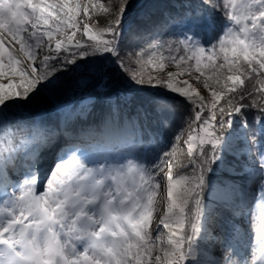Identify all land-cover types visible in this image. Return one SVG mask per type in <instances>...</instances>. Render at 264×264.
Instances as JSON below:
<instances>
[{"label": "snow or ice", "instance_id": "snow-or-ice-1", "mask_svg": "<svg viewBox=\"0 0 264 264\" xmlns=\"http://www.w3.org/2000/svg\"><path fill=\"white\" fill-rule=\"evenodd\" d=\"M0 264H264V0H0Z\"/></svg>", "mask_w": 264, "mask_h": 264}, {"label": "rangeland", "instance_id": "rangeland-1", "mask_svg": "<svg viewBox=\"0 0 264 264\" xmlns=\"http://www.w3.org/2000/svg\"><path fill=\"white\" fill-rule=\"evenodd\" d=\"M99 2L102 3V4L107 5V4H109L111 2V0H99ZM90 19H91V23L93 24L94 27H103L106 24V22H107L108 14L107 13H104L102 10L101 11H93V14H92V16H91ZM167 67H168V70H173V66L172 65H168ZM192 72L195 73V69L194 68H193ZM195 74L196 75H199V73H195ZM226 75H227V73H226ZM190 76H191V73L188 76V83L190 85H192V87H196L197 91L200 92L202 95H208L209 94L208 90L203 89V85L202 84L198 85L196 81H194V80H192L190 78ZM184 78L185 77H178L177 79H184ZM201 79H203V77H201ZM183 135H184V140H186L187 139V136H188V131L185 130L184 133H183ZM178 143L180 144V147L183 148V152H184L185 157H186V153H187V147H186V145L183 143V141L178 142ZM184 172H185V170L183 168H180V167H175L173 169V175L174 176L183 174ZM166 199L167 198L163 194V192H159L158 193L157 200L159 201V204H158L157 210L154 211V213H153L154 222H155V220H158L159 219V216L163 213V203H164V201ZM213 228H214V224H211L210 225L211 232L212 233L215 232L214 235H218L217 233H219V232L216 233V231L213 230ZM162 231H163V229H162ZM220 251H222V249H220L219 247H217L216 248V252L218 254H221Z\"/></svg>", "mask_w": 264, "mask_h": 264}, {"label": "trees", "instance_id": "trees-1", "mask_svg": "<svg viewBox=\"0 0 264 264\" xmlns=\"http://www.w3.org/2000/svg\"><path fill=\"white\" fill-rule=\"evenodd\" d=\"M221 2H222V0H221ZM237 2H239V0H237ZM94 13H95V12H94ZM92 14H93V13H92ZM202 63H205V62L202 61ZM185 120H187V116H185ZM182 123H183V122L178 121V125H179V124H182ZM176 131H177V134H180V128H178ZM167 143H168V144H171V143H172V136H170V135L168 136ZM164 151H168V148L165 147V148H164ZM153 163H156V161L154 160ZM213 224H214V228H213V230H215L216 233L219 232V233H220L219 235H221L222 233H221V229H220L219 225H218L217 223H213ZM212 234L214 235L215 232H213Z\"/></svg>", "mask_w": 264, "mask_h": 264}]
</instances>
